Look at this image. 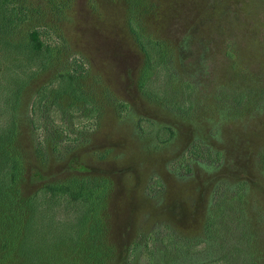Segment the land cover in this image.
<instances>
[{
  "label": "rangeland",
  "instance_id": "374dc122",
  "mask_svg": "<svg viewBox=\"0 0 264 264\" xmlns=\"http://www.w3.org/2000/svg\"><path fill=\"white\" fill-rule=\"evenodd\" d=\"M11 1L0 38L53 55L21 98L20 183L91 193L80 264H264V0Z\"/></svg>",
  "mask_w": 264,
  "mask_h": 264
},
{
  "label": "trees",
  "instance_id": "16d2710c",
  "mask_svg": "<svg viewBox=\"0 0 264 264\" xmlns=\"http://www.w3.org/2000/svg\"><path fill=\"white\" fill-rule=\"evenodd\" d=\"M0 8L4 18L8 17L7 29L27 17L11 0H0ZM142 46L150 65L157 67L159 45L143 38ZM52 56L36 29L23 40L0 38V264H80L79 257L87 248L98 249V244L90 243L94 231L89 224L91 193L43 181L34 193L26 194L20 183L17 139L21 98L30 82L49 66ZM56 83L57 96L71 93L80 97L67 74L60 75ZM159 140L164 141L162 136ZM62 207L72 209L71 218H58ZM223 260L231 262L229 256Z\"/></svg>",
  "mask_w": 264,
  "mask_h": 264
}]
</instances>
